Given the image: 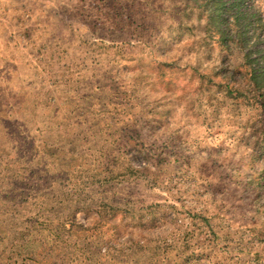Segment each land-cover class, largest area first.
<instances>
[{
    "label": "rangeland",
    "instance_id": "1",
    "mask_svg": "<svg viewBox=\"0 0 264 264\" xmlns=\"http://www.w3.org/2000/svg\"><path fill=\"white\" fill-rule=\"evenodd\" d=\"M241 8L244 42L211 0H0V264H264Z\"/></svg>",
    "mask_w": 264,
    "mask_h": 264
},
{
    "label": "trees",
    "instance_id": "2",
    "mask_svg": "<svg viewBox=\"0 0 264 264\" xmlns=\"http://www.w3.org/2000/svg\"><path fill=\"white\" fill-rule=\"evenodd\" d=\"M211 3L214 7V15L212 14V18L217 19L220 17L221 24H224V30L222 31V35L228 37L231 34L229 29V23L227 21H224L222 19V15L224 13L232 14L231 18L236 22L233 26L236 28V35L238 36V39L241 38L240 29L246 30L251 24H254L255 27H260V23L254 21L252 18L254 14L249 13L246 8H241L243 0H211ZM244 33V32H243ZM263 34V32H261ZM256 36L259 38H263L264 43V35H260L256 33ZM241 42L245 41V38L243 40L240 39ZM255 52L257 53L254 58L250 57L251 51H246L244 53V57L246 59V62L250 65L251 69V77L253 81L255 82V85L257 87H260L259 81L264 82V46L256 48Z\"/></svg>",
    "mask_w": 264,
    "mask_h": 264
}]
</instances>
